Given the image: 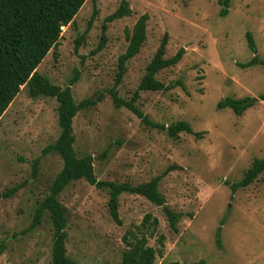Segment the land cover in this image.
I'll use <instances>...</instances> for the list:
<instances>
[{"label":"rangeland","instance_id":"rangeland-1","mask_svg":"<svg viewBox=\"0 0 264 264\" xmlns=\"http://www.w3.org/2000/svg\"><path fill=\"white\" fill-rule=\"evenodd\" d=\"M122 1L96 0L98 15L76 49L94 11L93 1L86 0L38 71L62 87L79 75L72 85L77 102L102 96L73 122L75 151L94 157L97 178L137 185L163 175L160 191L182 217L174 231L161 206L125 192L119 199L118 224L110 214L109 188L74 180L59 195L67 209L68 256L79 264H122L125 233L151 213L160 223L148 244L163 250L155 264H264V174L234 195L231 191L253 161L264 158V66H241L255 54L264 60V0H231L225 17L222 0H126L131 14L107 23L104 46L98 49L105 20ZM144 14L147 39L128 61L119 95L125 100L135 95L168 33L166 58L180 48L186 53L156 77L167 85L181 81L185 88L140 91L136 104L159 124L189 122L201 137L181 132L173 138L166 130L147 126L128 108L117 107L109 94L119 57ZM248 31L255 52L248 45ZM228 96L258 100L237 115L230 107L217 108ZM58 106L54 97H32L25 85L0 119V248H5L0 264H53L50 214L45 212L40 224L29 228L64 165L58 152L43 153L61 133ZM12 188L18 190L10 194Z\"/></svg>","mask_w":264,"mask_h":264},{"label":"trees","instance_id":"trees-1","mask_svg":"<svg viewBox=\"0 0 264 264\" xmlns=\"http://www.w3.org/2000/svg\"><path fill=\"white\" fill-rule=\"evenodd\" d=\"M92 1L94 3L93 15L87 30L76 40V49L85 40L98 15L96 0ZM85 2L86 0H0V119L25 85L28 86L32 97L50 96L56 98L59 103L58 122L61 133L57 141L47 146L43 153L45 155L52 151L58 152L64 165L52 184L50 194L36 208L34 220L29 228V230H33L39 225L45 212L50 214L55 228L52 246L53 264H79L67 254V209L59 200V195L74 180L85 179L89 184L98 188L108 187L110 190V214L118 224H122L119 215V199L125 192L141 195L153 204L161 206L171 229L174 231H178V223L182 217L180 213L175 212L167 205L166 198L160 191L159 185L163 175H158L150 181L137 185L128 182L103 181L97 178L94 171V157L92 155L80 157L75 151L76 136L73 122L79 111L97 105L102 100V96L77 102L73 95L72 85L78 81L79 75L71 79L70 85L62 87L52 83L47 76L38 71V67L48 53L52 49L58 48L63 37V27L74 22ZM230 2L231 0H222L221 16L228 15ZM130 14L131 8L128 1H122L118 9L106 18L98 49L104 46L107 23ZM147 21L148 14H144L135 25L133 34L129 37L127 50L119 57L118 71L109 94L117 107L128 108L147 126L166 130L169 136L173 138L181 132L201 137L202 132H196L189 122L182 120L169 126L159 124L152 121L136 104L140 91H168L177 85L185 88L181 81L167 85L156 77L160 70L177 65L186 53L185 48H180L173 57L166 58L169 43L168 33L163 36L153 59L147 65L146 73L135 95L130 100H125L119 95L118 87L123 81L126 65L140 52L147 39ZM246 37L249 47L255 52L257 46L253 34L248 31ZM254 65L264 66V60L255 54L248 63L241 64L242 67ZM261 99L264 100V94L261 95ZM252 105L253 103L248 97L236 99L228 96L218 102L217 108L230 107L237 115H242ZM38 163L39 160H36L34 164L35 175L38 172ZM261 174H264V158H256L246 170L243 178L239 182L231 184L232 195L239 188L252 184ZM227 183L229 184V181ZM17 190L18 188H12L10 194ZM159 223V218L147 213L143 221L136 225L134 230H128L125 233L126 248L123 252L122 264H155L157 257L163 254V250L149 245L148 239L150 236H154ZM222 224H224V220H221L217 232V243L220 247L222 246ZM159 243H164L163 235L160 236ZM4 249V247L0 248V255ZM167 264L182 263L172 261Z\"/></svg>","mask_w":264,"mask_h":264},{"label":"water","instance_id":"water-1","mask_svg":"<svg viewBox=\"0 0 264 264\" xmlns=\"http://www.w3.org/2000/svg\"><path fill=\"white\" fill-rule=\"evenodd\" d=\"M256 100H258V99L257 98H250V102H254Z\"/></svg>","mask_w":264,"mask_h":264}]
</instances>
